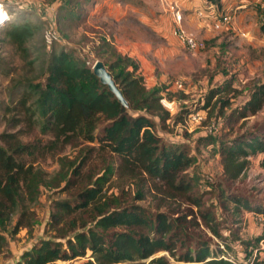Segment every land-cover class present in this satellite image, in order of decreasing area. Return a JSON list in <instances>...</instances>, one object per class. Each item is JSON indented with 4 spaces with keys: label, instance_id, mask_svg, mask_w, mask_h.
I'll return each mask as SVG.
<instances>
[{
    "label": "trees",
    "instance_id": "obj_1",
    "mask_svg": "<svg viewBox=\"0 0 264 264\" xmlns=\"http://www.w3.org/2000/svg\"><path fill=\"white\" fill-rule=\"evenodd\" d=\"M60 1L63 13L58 23L62 30H68L70 24L80 25L84 7L91 0ZM207 1L221 5V0ZM0 3L10 5L8 0ZM261 30L264 33V24ZM0 35V42L12 45L25 63L39 65L41 70L37 76L16 82L9 103L0 102V113L8 125L20 126L0 135V257L8 246V227L13 222L11 234L22 227L31 230L35 225L34 206L44 188L66 190L79 182L81 186L72 200L56 202V210L51 213L55 234L37 239L8 264H60L57 262L75 258H85L79 264H170L166 254L155 255L158 251L182 261L238 264L221 256L224 251L219 246L214 248L210 238L196 232L203 225L223 247L231 248L223 229L233 233L232 228L222 226L223 220L207 206L189 174L194 159L188 147L168 142L156 131L151 115L158 112L165 118L169 117L168 111L160 102L158 90L147 88L143 77L137 74L139 63L134 58L117 52L106 39L98 47L99 53L110 49L116 55L110 70L130 103L128 109L102 83L86 57L73 48L47 42L43 21L9 18L0 26ZM129 66L132 69H127ZM116 68L118 73L113 72ZM232 90L229 80L210 91L203 106L212 105L209 117L218 107L223 114L224 107L230 105V98L225 95ZM263 107L264 83H260L243 105L232 110L229 124L257 114ZM35 128L48 138L24 140L23 136ZM217 140L226 180L244 176L251 156L259 157V165L264 169V130L244 132L230 140L211 137L212 142ZM86 143H97L98 149L116 155L120 160L119 172L138 178L137 185L141 184L135 199L153 193L161 200L157 209L124 203L120 196L107 194L103 191L109 178L106 173L81 183L85 161L72 168L60 153L67 146L85 147L89 145ZM57 155L59 168L48 171L41 162ZM144 182L148 184L142 187ZM168 201L186 202L197 209L187 211L178 206L160 210ZM234 202L233 214L242 209L264 212L246 196H235ZM232 239L240 241L241 246L249 245L239 236ZM260 240L264 241V237ZM256 251H264V247L257 246ZM250 264H264V258L256 253Z\"/></svg>",
    "mask_w": 264,
    "mask_h": 264
},
{
    "label": "rangeland",
    "instance_id": "obj_2",
    "mask_svg": "<svg viewBox=\"0 0 264 264\" xmlns=\"http://www.w3.org/2000/svg\"><path fill=\"white\" fill-rule=\"evenodd\" d=\"M184 1L186 0H91L84 7L80 25L69 23L70 27L65 31L58 23V18L63 13L59 8L62 3L60 0L52 3L48 0H8L9 8L0 4L2 11L8 15L5 21L9 18L39 19L46 27L48 43L73 48L93 65L97 60H102L110 70L116 59L110 49L99 53L98 47L104 39L109 40L117 52L131 56L139 63L137 74L143 77L147 88L158 90L160 102L168 111L169 117L165 118L158 112L151 115L156 123V131L166 141L184 143L188 147L194 159L189 174L204 195L207 206H211L219 219L223 220L222 226L232 228L233 233L223 229V233L230 238L231 248L223 247L203 225L197 227L196 232L210 238L214 248L219 246L224 251L220 253L221 256L238 264H250L256 253L264 258V251H256L257 246L264 247V241L260 240L264 237V212L242 209L238 214H233L236 205L234 198L246 196L264 209V169L259 165L260 158L251 156V164L244 176L233 181L226 180L218 151L220 142H212L211 137L230 140L244 132L264 130V107L257 114L238 119L234 123L229 124L228 119L234 108L246 102L255 86L264 83V33L261 30V25L264 24L261 2L264 0L257 5L252 0H246V5L236 9L237 12L226 9L232 15V21L229 26L221 29L214 28L212 24L203 26L197 20L193 24L188 23L183 14L182 27L204 42V46L197 50L188 49L174 34L177 27L175 10L183 8L181 3ZM241 11L243 15L240 16ZM192 13L195 19L198 18L195 11ZM5 21H0V26ZM243 29L248 30L244 32ZM118 70L113 69V72L118 73ZM40 71L39 65L33 67L25 63L12 45L6 41L0 42V102L9 103L15 92L13 88L16 82L37 76ZM229 80L233 90L225 97L230 98V105L224 107L223 114L218 107L212 117H209L212 105L210 108L203 107L207 96L211 90L223 86ZM177 81L182 85L179 86ZM196 113L200 118L193 119L191 114ZM178 118L182 119L178 121ZM213 125L216 127H212ZM19 127L11 128L0 113V135ZM35 137L46 140L48 135L43 136L35 128L23 136V139ZM86 144L94 149L90 151L86 146H67L60 153L72 168L85 161L81 168V183H87L90 177L94 179L97 175L106 173L109 178L104 183L103 191L107 194L120 196L124 203H137L152 210L157 209L161 200L153 193L144 199H135L141 184L137 185L138 178L133 179L119 172L120 160L116 155L98 149L97 143ZM57 158L58 155L48 157L41 164L48 171H55L60 166ZM146 184L148 183H142V187ZM80 186L78 182L66 190L44 188L34 206L37 221L32 229L22 227L11 234L14 222L8 227L9 243L0 257V264L8 263V260L21 255L37 239L54 235L51 213L56 210V202L72 200ZM178 206L187 211L197 209L186 202L168 201L160 210ZM236 236L249 241V245L241 246L240 241L232 239ZM161 254H166L170 264H209L207 261L176 260L165 251H158L155 255ZM84 260L85 258H75L57 263L79 264Z\"/></svg>",
    "mask_w": 264,
    "mask_h": 264
},
{
    "label": "built area",
    "instance_id": "obj_3",
    "mask_svg": "<svg viewBox=\"0 0 264 264\" xmlns=\"http://www.w3.org/2000/svg\"><path fill=\"white\" fill-rule=\"evenodd\" d=\"M196 16L201 20H210V24L213 25L214 28H223L225 26H229L232 21V15L225 10L219 9L215 4L211 2H207L202 6H199L196 11ZM182 19L183 13L180 8L175 10V20L177 23V27L174 30V34L177 38L190 50H197L204 46V42L202 40H198L193 35L187 33L185 29L182 27ZM177 84L181 86V82L177 81ZM193 119L200 118L198 113L191 114ZM216 127V126H212ZM212 132V128L210 130Z\"/></svg>",
    "mask_w": 264,
    "mask_h": 264
},
{
    "label": "crops",
    "instance_id": "obj_4",
    "mask_svg": "<svg viewBox=\"0 0 264 264\" xmlns=\"http://www.w3.org/2000/svg\"><path fill=\"white\" fill-rule=\"evenodd\" d=\"M252 1L256 5H257L258 2H261V0H252ZM207 2H208L207 0H186L183 3H181V5L183 6V8H181V10L183 11V14L185 16L186 21L188 23H192L193 24V21L197 20V22H199L201 25L208 27L210 25V22H211L210 20H208V19L201 20L199 18L195 19L194 18V14L192 13V12L196 11V9L199 6H202L205 3H207ZM246 3H247L246 0H221V5L218 8L222 9V10L234 9L235 12H237L236 9L243 8L246 5ZM181 5H180V7H181ZM261 6L264 8V2H261ZM252 13H254V11ZM241 15H243L242 11L240 12V16ZM262 15L264 16V14H262ZM243 30H244V32H246V30H248V29H243ZM4 264H8V263L6 262Z\"/></svg>",
    "mask_w": 264,
    "mask_h": 264
},
{
    "label": "water",
    "instance_id": "obj_5",
    "mask_svg": "<svg viewBox=\"0 0 264 264\" xmlns=\"http://www.w3.org/2000/svg\"><path fill=\"white\" fill-rule=\"evenodd\" d=\"M94 73L100 78L102 83L107 85L110 90L116 95L119 101L128 109H130V103L123 94V91L119 88L116 83L111 71L102 60H97L93 65Z\"/></svg>",
    "mask_w": 264,
    "mask_h": 264
},
{
    "label": "bare ground",
    "instance_id": "obj_6",
    "mask_svg": "<svg viewBox=\"0 0 264 264\" xmlns=\"http://www.w3.org/2000/svg\"><path fill=\"white\" fill-rule=\"evenodd\" d=\"M0 14H2V15L5 17L3 20H5V19L8 18V15L5 14V13L2 11V9H1V4H0Z\"/></svg>",
    "mask_w": 264,
    "mask_h": 264
},
{
    "label": "clouds",
    "instance_id": "obj_7",
    "mask_svg": "<svg viewBox=\"0 0 264 264\" xmlns=\"http://www.w3.org/2000/svg\"><path fill=\"white\" fill-rule=\"evenodd\" d=\"M4 18L5 17L2 14H0V21H2Z\"/></svg>",
    "mask_w": 264,
    "mask_h": 264
}]
</instances>
